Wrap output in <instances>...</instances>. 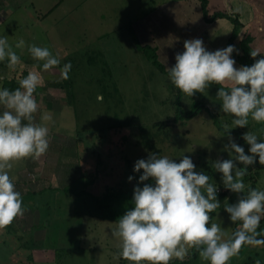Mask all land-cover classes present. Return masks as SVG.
I'll return each mask as SVG.
<instances>
[{"label":"rangeland","instance_id":"obj_1","mask_svg":"<svg viewBox=\"0 0 264 264\" xmlns=\"http://www.w3.org/2000/svg\"><path fill=\"white\" fill-rule=\"evenodd\" d=\"M28 2V7L19 8L0 24V36H7L21 61L15 70L3 61L0 78L19 81L24 72L38 66L44 83L34 93L39 104L35 122L47 123L49 148L38 159L15 164L9 173L25 212L0 231V264H122L117 256L119 240L112 232L134 205L109 196L133 192L144 184L155 186L151 178L138 183L142 170L133 171L138 160L150 155L167 156L176 163L189 157L194 170L207 174L217 193L226 194L219 200L221 205L237 202L242 194L224 188L222 174L215 171L213 162L235 158L224 150L229 136L236 144L241 140L240 146L249 154L242 137L249 131L264 142V123L249 117L247 127L234 128V117L222 111L216 85L188 97L152 65L149 54L138 49V45H149L169 69L175 65V56L183 53L190 33L199 32L192 40L207 43L219 26L205 27L195 6L199 0ZM262 7L257 11L262 25L255 24L252 33L259 39H264ZM214 8L208 9V18ZM241 38L243 30L231 40L236 53ZM228 39L224 45L222 35L215 36L211 51L226 48ZM20 42L23 45L18 48ZM32 45L48 48L60 65L43 71V62L31 57ZM258 51L264 57V48L259 46ZM69 62V79L63 80L60 70ZM223 87L230 91L231 85ZM194 109L195 116L188 118ZM3 110L0 106V114ZM44 112L52 114L50 122L41 120ZM210 112L225 130L238 131L239 136L218 131ZM256 159L243 181L246 186L255 181L256 189L264 190V164ZM95 198L103 201L97 203ZM211 222H219L228 236L233 233L235 224L224 209H218ZM262 248L249 246L228 264H242L246 256L262 260ZM194 264L207 261L198 254Z\"/></svg>","mask_w":264,"mask_h":264},{"label":"clouds","instance_id":"obj_2","mask_svg":"<svg viewBox=\"0 0 264 264\" xmlns=\"http://www.w3.org/2000/svg\"><path fill=\"white\" fill-rule=\"evenodd\" d=\"M183 47V53L175 56L174 67L167 69L175 88L192 97L204 93L211 84L220 85L217 97L222 101V111L234 117V128L247 127L249 117L264 123V58L250 67L236 68L231 58L233 45L209 52L201 39H194L185 41ZM29 51L32 59L43 62L45 72L60 65L46 47L32 45ZM250 55L255 58L259 53L252 51ZM5 60L12 70L21 63L7 36H0V62ZM37 67L34 65L19 80L15 90L0 89V106L4 109L0 114V231L25 212L21 194L9 175L11 169L29 158H40L49 148L47 123L35 122L39 104L34 93L44 83ZM71 67L69 62L60 70L63 80L69 79ZM225 85H231L230 91L224 90ZM41 120L50 122L52 114L44 112ZM228 138L230 142L224 150L234 153L235 158L217 160L213 167L222 174L225 189L242 194L235 204L224 206L231 222L239 223V229L228 236L219 222L210 223V213L221 208L217 186L209 182L207 174L194 170L189 157L176 163L167 156L150 155L138 160L133 171L142 170L138 183L151 178L155 186L144 184L133 189L134 206L119 218L117 229L112 232L119 240V258L130 264H170L173 260L184 261L195 249L208 264H228L243 246H264V239L258 238L264 235L258 231L264 219V190L249 188L243 181L257 157L258 163L264 164V142L248 131L242 137L249 145V154H245L243 147ZM132 179L128 177L129 181Z\"/></svg>","mask_w":264,"mask_h":264},{"label":"crops","instance_id":"obj_3","mask_svg":"<svg viewBox=\"0 0 264 264\" xmlns=\"http://www.w3.org/2000/svg\"><path fill=\"white\" fill-rule=\"evenodd\" d=\"M28 1L29 0H0V24L5 22V19H9L15 13L20 11V10H18L19 8L28 7V5H29ZM259 1H261V3L258 6L257 3ZM197 2H198V0H197ZM212 5L214 7H216V8H214V9H216V11L214 13L221 12V13L227 14L231 18H237L238 19L239 23L242 25L241 30H243V36L249 35L252 38V42L249 44L250 51L251 52L252 51L258 52L260 54V55H257L258 59L264 58L263 54L258 51L259 46L264 48V39L257 38L256 34L254 37V34H252L254 32V25L255 24L262 25V20L260 19L261 14L257 11L261 10L260 6L262 7V5H264V0H208L207 8H206L207 12H208V9L211 8ZM195 6L199 7V9H200V2L196 3ZM200 12H201V9H200ZM207 14H209V13H207ZM201 15H202V13H201ZM201 15H199V16L204 21L205 27L209 28V27L214 26V25L219 26V28L217 29L218 32L216 33L214 31L212 33V35L209 36V38H207V43L203 44L207 51L212 52L214 49L213 48L214 45L212 42L214 41L215 36L220 37V35H222V41L225 45L226 43L224 42V40L228 39L227 37L231 34L232 24L227 19H216L213 22H208L207 20H204L203 17H201ZM190 34L191 35H189V37L187 39H185V41L192 40L194 37L199 36V32H196V31H193ZM183 49H184V47H183ZM238 53H240V50ZM234 66L236 68H240V65L236 61H235ZM1 81H2V79L0 78V82ZM0 86H1V83H0ZM261 231H262V233H264V222L261 223ZM261 239H264V237ZM246 249H249L248 245L244 246V251ZM244 251H243V253H244ZM242 256L245 257V255H242ZM248 258H250V256H246L244 258V261L240 262V263L244 264ZM260 261L264 262V259H262Z\"/></svg>","mask_w":264,"mask_h":264},{"label":"trees","instance_id":"obj_4","mask_svg":"<svg viewBox=\"0 0 264 264\" xmlns=\"http://www.w3.org/2000/svg\"><path fill=\"white\" fill-rule=\"evenodd\" d=\"M199 2H200V9H201L202 17H203L204 20H207L208 22H213L216 19H227V20H229L231 22L232 31H231V36H230V38L227 41V46L226 47L231 45L232 38L233 37L234 38L237 37L239 30H241V28H242V25L239 23L238 19L237 18H231L227 14L221 13V12L213 13V15L208 18L207 9H206L208 0H199ZM251 42H252V38L249 35L248 36L247 35L243 36V38L239 42V44H240V53H236V52L232 53V56H231L232 59H234L240 65V67H242V66H249L250 67L251 65H253L256 62V60L253 57H251V55H250L251 51L249 49V44ZM138 49H141V50L145 51L147 54L150 55V56H148V58L150 59L152 65L159 72L169 76L167 69L158 61L156 52H155V50L152 47H150L148 45H144V46H139L138 45ZM2 63L5 64V62H1L0 66H1ZM22 76H23L22 78L26 77L27 73L24 72ZM216 86H217V88L221 87L220 85H216ZM18 87H19V81H16L13 78L12 79H5L4 78L1 81L0 89H5L6 88V89H9V90H15ZM178 110L181 112L180 107L178 108ZM195 114H196V112H195V109H194V110L190 111V113L187 114V117L188 118H192L193 116H195ZM210 116L212 117L213 124L216 126L218 131H220L221 133H223L225 135H229L231 133H235L236 135L239 136V132L238 131L225 130L222 127V125L220 124L219 119L212 112H210ZM238 144L240 146L241 140H238ZM237 166L238 167H243V165H239V164H237ZM261 168H264V165ZM248 187L252 188V189H256L255 181H251V184ZM113 196H117V197H119L122 200L133 201L132 200L133 192H131V191H127V192L119 193V194H115V195L113 194V195H111L109 197L112 198ZM225 197H226L225 193H217V199L218 200L224 199ZM95 201L97 203H101V201H103V200H99V199L95 198ZM224 206L225 205H221L220 209H224ZM214 213H210V216L212 218L214 216ZM211 221H210V223H211ZM263 222H264V219L261 220L260 226L258 228V231H260V232H262L261 231V223H263ZM238 226H239V223H236L233 232L238 230V229H236ZM263 237H264V235H262V236H260L258 238L261 239ZM243 251H244V246L241 248V250H240V252H239V254L237 256H240ZM198 254L199 253L195 249H193L191 251L190 255L188 256V258H186L184 261L173 260V261L170 262V264H194V261L197 259ZM121 259L123 260L122 264H126V260H124L123 258H121ZM257 261H259V264H264V262H261L260 260L252 259L251 257L248 258L244 264H257ZM129 264H130V262H129ZM207 264H208V262H207Z\"/></svg>","mask_w":264,"mask_h":264},{"label":"water","instance_id":"obj_5","mask_svg":"<svg viewBox=\"0 0 264 264\" xmlns=\"http://www.w3.org/2000/svg\"><path fill=\"white\" fill-rule=\"evenodd\" d=\"M23 45V44H22ZM22 45L20 46V47H18V48H21L22 47Z\"/></svg>","mask_w":264,"mask_h":264}]
</instances>
